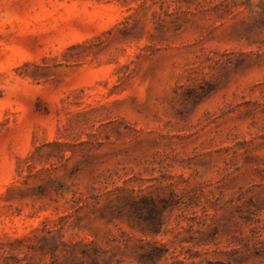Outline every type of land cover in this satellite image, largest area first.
Listing matches in <instances>:
<instances>
[{
	"label": "rangeland",
	"instance_id": "1",
	"mask_svg": "<svg viewBox=\"0 0 264 264\" xmlns=\"http://www.w3.org/2000/svg\"><path fill=\"white\" fill-rule=\"evenodd\" d=\"M45 221L55 264H264V0H0L1 262Z\"/></svg>",
	"mask_w": 264,
	"mask_h": 264
},
{
	"label": "trees",
	"instance_id": "2",
	"mask_svg": "<svg viewBox=\"0 0 264 264\" xmlns=\"http://www.w3.org/2000/svg\"><path fill=\"white\" fill-rule=\"evenodd\" d=\"M135 1H143L144 6L148 5L150 2L153 6H159L162 10H165L166 8H171L174 4H179L183 1L188 0H135ZM131 19V18H127ZM75 47H79L78 45ZM74 48V47H73ZM52 147L55 148V142L51 144ZM34 157V156H33ZM32 159V158H31ZM140 203H143V205L150 206L149 199L142 197L138 199L136 196L134 197V202L130 205L131 208L135 210V212H139V205ZM100 204L97 200L94 204V208H97V205ZM149 208V207H148ZM48 221L44 222V228L42 230L36 229L35 232H43L44 236L41 238V245L39 246H28V252H26L25 257H29L31 252L38 251L42 256L50 257L52 260V264H55V254L59 250V247L57 246V243H55V230L48 229ZM49 235V236H47ZM30 241L27 237L17 238L14 239L9 243L10 249L12 252H23L25 243ZM114 242H117L119 244H123L125 249L128 251L132 249L131 246V239L122 237L121 239L116 237L114 239ZM61 244L64 247H69V253L73 259L72 264H122L123 260L118 258V253H114L113 251L106 250L102 248L100 245L96 244L94 241L86 242L85 240H81L78 242H71L70 244L61 241ZM149 249H145L142 247V252L138 253L137 260L141 264H159V262L163 259V257L166 255L165 251H162L165 245H158V243H148ZM120 249V246H118ZM134 248V247H133ZM162 248V250H161ZM111 253V254H109ZM259 258L264 259V251L263 253L258 254ZM13 258L17 261V263H20L18 259V256H10L6 257L3 262H1L0 258V264H11L9 260ZM208 264H234L232 262L225 263V262H208Z\"/></svg>",
	"mask_w": 264,
	"mask_h": 264
}]
</instances>
